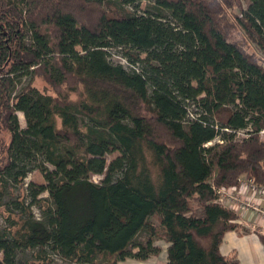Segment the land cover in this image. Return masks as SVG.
I'll use <instances>...</instances> for the list:
<instances>
[{
    "label": "trees",
    "instance_id": "obj_1",
    "mask_svg": "<svg viewBox=\"0 0 264 264\" xmlns=\"http://www.w3.org/2000/svg\"><path fill=\"white\" fill-rule=\"evenodd\" d=\"M262 129L264 0H0V201L44 181L1 205L0 264H238L217 191L264 186Z\"/></svg>",
    "mask_w": 264,
    "mask_h": 264
},
{
    "label": "rangeland",
    "instance_id": "obj_2",
    "mask_svg": "<svg viewBox=\"0 0 264 264\" xmlns=\"http://www.w3.org/2000/svg\"><path fill=\"white\" fill-rule=\"evenodd\" d=\"M147 6H148L147 2H142L140 4L139 9L140 10H144ZM109 52H110L109 53V56H110L109 58H110L111 62H113L115 64H121V65L126 67V65L123 64V62H122V60H123L122 57H120V55L117 53L116 50H110ZM27 81H28L27 78L23 79L22 85H25ZM32 85L35 88H37L39 91L44 92L46 94H49V95H52V96H55V94H56V91L50 85H48L40 76H37V77L34 78V81H33ZM64 89H63V91H64ZM154 106L160 108V110L164 114H168L169 115V114H171L174 111L172 106L170 104H168L164 100L156 101ZM191 110L194 111V108H191ZM17 117H18V121H19L20 127H24L25 123H24V118H23L22 114L21 113H17ZM237 136H238L239 140L245 137V135L241 134V133H239V135H237ZM117 156H118V154L115 153V154H112L109 158L110 159H114ZM100 179H101V177H99V176H94L92 178V180L94 182H99ZM240 182L241 183H246V182H251V181L245 176L241 177L239 179V181H238L237 188H235V189H231V188L230 189H225L226 191L221 197L222 200H221V202H218V203H220L221 205H223V206H225L227 208L232 209L237 215H238V212L245 211V212L252 213L256 217H259L258 215H256L255 213H253L251 211V207H247L246 206V205L250 204L248 199L252 198V195H251L252 190H251V188H249V187L240 188ZM29 183L43 184L44 181L42 179L41 174L38 171H32L26 176V178L23 180L22 183H20L19 185L15 186V187L10 188L7 191V194L5 195L4 199L2 201H0V231L4 230L8 226L6 221H5V218L7 217V214L4 212V207L1 206V205H3V203H6V202L12 200L13 198H18L20 200L24 198L26 200V202L28 203L29 199L27 197V192L25 191V189H26V185H28ZM251 184H253V183L251 182ZM253 185H254V187H262V188H264V186H257L255 184H253ZM238 192H239V195H238ZM229 195L233 197L232 200H229V197H228ZM241 200H243V201H241ZM241 202H242V204H241ZM32 212L34 213L35 217H39V212H38V210L36 208L33 207L32 208ZM238 217H239V215H238ZM260 220H261L260 222L264 223V219L260 218ZM262 238L264 239V235H262ZM146 240H147L146 235L144 233H140L135 239V244L145 243ZM160 256L161 257L157 258V261H160V259H162L163 260V264H164L165 261H166L165 252H163ZM0 259H1V254H0ZM18 259L21 262L30 260L31 259V254L30 253H21L18 256ZM54 264H65V263H61L60 261H55ZM125 264H134V263L131 260H128V261H126ZM137 264H150V263H138L137 262Z\"/></svg>",
    "mask_w": 264,
    "mask_h": 264
},
{
    "label": "crops",
    "instance_id": "obj_3",
    "mask_svg": "<svg viewBox=\"0 0 264 264\" xmlns=\"http://www.w3.org/2000/svg\"><path fill=\"white\" fill-rule=\"evenodd\" d=\"M238 215L239 223L247 232L244 233L241 230L227 232L223 237L220 253L223 256H228L232 252H235L238 264H264V246L259 240V237L264 235V223L260 222V218L250 212L240 211ZM156 244L162 247V251L157 257L142 262L133 259H127L126 261L131 260L134 264H137V262L163 264V260L160 259V261H157V258L161 257L160 255L163 252H165L166 255V245L162 244L160 241H156ZM126 261L121 264H125Z\"/></svg>",
    "mask_w": 264,
    "mask_h": 264
},
{
    "label": "built area",
    "instance_id": "obj_4",
    "mask_svg": "<svg viewBox=\"0 0 264 264\" xmlns=\"http://www.w3.org/2000/svg\"><path fill=\"white\" fill-rule=\"evenodd\" d=\"M122 62H123V64L126 65V67L128 66V64L126 63V61L124 59L122 60ZM190 117H192V115H190ZM239 133L244 134L246 137L245 131H239V132H237V134L235 136L236 140H239V138L237 136V135H239ZM259 135H260L261 139L264 141V129H262L259 132ZM216 141H218V140H216ZM242 187L243 188L249 187L252 190V193H251L252 198L248 199L250 204H248L246 206L251 207V211L253 213L258 215L260 218L264 219V188L254 187V185L251 184V182H246V183L240 182V188H242ZM225 191H226L225 189H219L217 191L218 202H221V200H222L221 197L225 193ZM238 195H239V192H238ZM228 197H229V200L233 199V197L230 195ZM241 201H243V200H241ZM241 204H242V202H241Z\"/></svg>",
    "mask_w": 264,
    "mask_h": 264
}]
</instances>
